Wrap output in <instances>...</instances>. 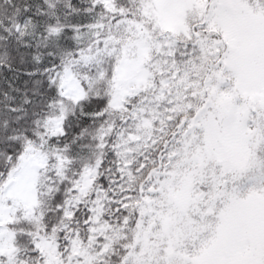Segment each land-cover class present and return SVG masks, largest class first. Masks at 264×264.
<instances>
[{
	"label": "snow or ice",
	"instance_id": "1",
	"mask_svg": "<svg viewBox=\"0 0 264 264\" xmlns=\"http://www.w3.org/2000/svg\"><path fill=\"white\" fill-rule=\"evenodd\" d=\"M0 264H264V0H0Z\"/></svg>",
	"mask_w": 264,
	"mask_h": 264
}]
</instances>
